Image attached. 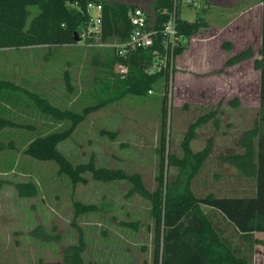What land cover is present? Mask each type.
<instances>
[{"label": "rangeland", "instance_id": "1", "mask_svg": "<svg viewBox=\"0 0 264 264\" xmlns=\"http://www.w3.org/2000/svg\"><path fill=\"white\" fill-rule=\"evenodd\" d=\"M119 1L147 8L150 0ZM203 1L197 0L193 7L183 0L180 16L192 21L202 15ZM215 1L209 0L214 5L211 14L206 15L213 28L199 29L186 43L184 51L171 62L166 132L169 151L178 162L170 165L167 177L178 185L185 184L187 168L192 164L182 166L185 136L193 122L214 112V116L192 128L189 140L192 154L203 151L206 146L210 149L193 178V190L200 195L209 191L249 194L251 181L241 178L237 170L222 162L219 156L240 149L238 139L257 117L259 72L253 67V60L259 32L258 16L255 14V18L250 19L249 11L237 17L257 0ZM209 29L210 33L205 31ZM228 40H235L236 45L225 48L223 44L230 43ZM244 40L250 43L254 55L227 63L239 47H245ZM77 46L81 48L2 49L0 77L57 98L65 90L62 71L68 68L73 72L78 91H85L96 72L97 65L92 64L96 52L87 53L83 38L77 41ZM115 69L119 71L117 65ZM160 96L158 87L144 97L126 95L90 112L71 135L58 144L59 151L72 165L91 159L95 166L121 169L127 176H138L142 185L153 191L157 186ZM20 116L23 122L32 121L36 129L44 124L43 118H33L24 110ZM30 131L25 126L10 129L8 139L15 145L12 153L16 165L7 172L0 171V264L59 260L65 248L79 241L83 242L80 252L83 260L91 259L96 264H150V201L133 189L132 180L104 182L84 172L83 180L72 185L65 175L57 173L56 163L31 160L22 153L27 136L21 133ZM187 158L190 162L195 160L193 155ZM7 159L8 154L2 152L0 165ZM29 182L35 186L34 194H18L17 185ZM75 202L99 208L76 214ZM254 235L259 242L255 244L253 264H264V232Z\"/></svg>", "mask_w": 264, "mask_h": 264}, {"label": "trees", "instance_id": "2", "mask_svg": "<svg viewBox=\"0 0 264 264\" xmlns=\"http://www.w3.org/2000/svg\"><path fill=\"white\" fill-rule=\"evenodd\" d=\"M91 1L102 7V41L125 42L132 30L128 11L140 6L138 4L119 0H0V50L37 46L81 48L77 46L75 35L80 39L86 30L89 22L86 4ZM193 1L197 0L187 4L194 7ZM258 1L261 3L260 46L258 57L253 60V67L259 72L257 117L238 139L240 149L219 156L222 162L232 165L241 178L251 181V193L234 195L209 191L200 195L193 190V178L210 149L206 146L203 151L192 154L189 147L192 128L214 116V112L193 122L185 136L182 166L192 163L187 168L185 184L178 185L177 181L167 177L170 165L178 162L169 151L166 132L170 108L168 85L173 72L171 62L184 51L192 35L209 25L208 13L203 6L202 15H197L194 20L182 18L180 5L183 0H150L147 8L143 7L149 12L146 17H152L158 30L151 46L119 53L114 47L91 46L90 39L83 38L87 53L96 52L92 64L97 65L85 91H78L73 72L68 68L62 71L65 90L57 98L0 77V155L2 152L8 154L0 171L7 172L16 165L12 153L15 145L8 139L10 129L25 126L32 131L21 133L27 136L22 153L31 160L56 163L57 173L65 175L72 185L83 180L84 172H90L92 177L104 182L132 180L133 189L150 201V264H253L255 244L259 242L254 233L264 232V0ZM171 14L175 15V26L181 38L170 53L169 46L161 43L160 29ZM253 55L254 51L247 47L230 56L227 63H236ZM116 64L126 66V72L117 71ZM158 87L161 88V129L156 144L157 186L153 191H148L138 176H127L121 169L95 166L91 159L72 165L61 154L58 144L71 135L87 114L126 95L144 97L152 94ZM67 102L71 105L67 106ZM21 110L33 118H43L44 124L36 129L32 121L23 122ZM60 125L63 127L59 128ZM4 139H7L6 143ZM189 155L194 156L193 162L187 158ZM34 187L32 182L19 184L17 191L21 196H32ZM74 204L76 214L99 208L93 204ZM82 247L83 242L79 241V244L64 249L62 259L38 260L35 264H96L91 259L81 258Z\"/></svg>", "mask_w": 264, "mask_h": 264}, {"label": "built area", "instance_id": "3", "mask_svg": "<svg viewBox=\"0 0 264 264\" xmlns=\"http://www.w3.org/2000/svg\"><path fill=\"white\" fill-rule=\"evenodd\" d=\"M188 1L190 0H185L186 3ZM192 4L196 6L197 2L193 1ZM86 11L89 14V22L81 37H88L90 39L89 45L91 46L114 47L119 53H125L130 48L151 46L154 41V36L158 33V30L154 27L152 17H146V12H149L146 11L142 6H138L128 11L129 19L132 24V30L128 39L122 43L104 42L101 38V4L92 1L88 2L86 4ZM175 23V15L171 14L160 29L161 43L164 46H169L170 53L181 38V36L177 33ZM116 65L119 69V72H126V66L122 64Z\"/></svg>", "mask_w": 264, "mask_h": 264}, {"label": "crops", "instance_id": "4", "mask_svg": "<svg viewBox=\"0 0 264 264\" xmlns=\"http://www.w3.org/2000/svg\"><path fill=\"white\" fill-rule=\"evenodd\" d=\"M204 3H201L202 4V6L204 7V8H206V12L208 13L207 15H210L211 14V11H212V6L214 5V4H211L210 2H209V0H204L203 1ZM251 12V15H250V19L251 18H255L254 16H255V14H257L256 16H258V26H259V32H258V37H257V39H256V42H257V46H256V49H255V58L256 57H258V49H259V46H260V27H261V3L257 0L256 1V3L254 4V5H252L251 7H249L247 10H245V11H243V12H240V14H238V18H239V16H241L242 15V13L244 14V13H247L248 14V12ZM252 11H254V12H252ZM258 11V12H257ZM237 18V19H238ZM246 23V22H245ZM247 23H249V21L247 20ZM229 24H227L226 26H228ZM207 28H213V27H210V24L208 25V26H206ZM235 27H237V29L239 28V24L238 25H236ZM215 28V27H214ZM245 28V27H244ZM200 29H202V27L200 28ZM210 29L209 30H205V31H207V32H209L210 31ZM220 29V28H219ZM210 33V32H209ZM208 37H209V35H208ZM207 37V41H209L210 39ZM230 43H225V44H223V46L225 47V48H229L230 47V44H231V46H234V45H236L235 44V40H228ZM235 41V42H234ZM243 42H247L246 40H244ZM239 43L242 45V41L240 42L239 41ZM237 45H238V42H237ZM249 45H250V43L249 42H247L246 44H245V47H243V48H241V47H237L238 49V52L237 53H239L240 51H242V50H244V49H246L247 47H249ZM208 47H209V44H208ZM234 48V47H233ZM235 49H236V47H235ZM236 53V54H237ZM233 55H235V54H233Z\"/></svg>", "mask_w": 264, "mask_h": 264}, {"label": "water", "instance_id": "5", "mask_svg": "<svg viewBox=\"0 0 264 264\" xmlns=\"http://www.w3.org/2000/svg\"><path fill=\"white\" fill-rule=\"evenodd\" d=\"M75 40L78 41L79 40V36L75 35Z\"/></svg>", "mask_w": 264, "mask_h": 264}, {"label": "flooded vegetation", "instance_id": "6", "mask_svg": "<svg viewBox=\"0 0 264 264\" xmlns=\"http://www.w3.org/2000/svg\"><path fill=\"white\" fill-rule=\"evenodd\" d=\"M216 1H217V0H216ZM216 1H215V2H216Z\"/></svg>", "mask_w": 264, "mask_h": 264}]
</instances>
